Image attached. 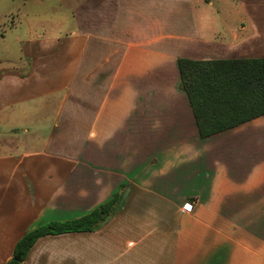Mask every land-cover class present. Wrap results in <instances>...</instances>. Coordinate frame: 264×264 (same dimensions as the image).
Segmentation results:
<instances>
[{
  "label": "crops",
  "instance_id": "0c3cea01",
  "mask_svg": "<svg viewBox=\"0 0 264 264\" xmlns=\"http://www.w3.org/2000/svg\"><path fill=\"white\" fill-rule=\"evenodd\" d=\"M83 37L78 32L74 73L63 66L51 82L38 57L30 76L18 78L31 91L54 85L13 103L62 93L57 117L86 134L71 158L47 151L49 143L42 153L8 154L0 141V264L27 232L82 217L122 186L100 230L45 236L25 264H264V116L204 140L179 87L180 57L131 40L118 59L117 50L88 46L90 38L84 46ZM197 50L186 58L205 60ZM172 76L174 94H132L134 86L161 92Z\"/></svg>",
  "mask_w": 264,
  "mask_h": 264
},
{
  "label": "rangeland",
  "instance_id": "374dc122",
  "mask_svg": "<svg viewBox=\"0 0 264 264\" xmlns=\"http://www.w3.org/2000/svg\"><path fill=\"white\" fill-rule=\"evenodd\" d=\"M78 32L84 35L82 43L90 38L88 46L117 50L118 59L131 40L144 43L149 51L163 50L171 58H186L194 48L198 59L262 58L264 0H0V131L19 128L0 135L5 153H42L49 143L47 151L53 155H75L70 150L78 147L86 132L77 134L72 120L57 117L62 93L13 101L29 95L32 88L18 78L29 77L30 65L40 58H46L51 82L63 66L74 73ZM41 38L48 44L42 45ZM158 38L162 39L157 42ZM137 60L140 56L133 57L134 66L141 65ZM168 79L172 86L161 92L134 86L132 94L163 90L174 94L177 77ZM53 85L33 90L45 92ZM20 112H26V120L17 117Z\"/></svg>",
  "mask_w": 264,
  "mask_h": 264
},
{
  "label": "trees",
  "instance_id": "16d2710c",
  "mask_svg": "<svg viewBox=\"0 0 264 264\" xmlns=\"http://www.w3.org/2000/svg\"><path fill=\"white\" fill-rule=\"evenodd\" d=\"M177 63L179 87L187 95L202 139L264 116V57L215 60L180 57ZM124 189L122 186L108 202L82 217L50 221L27 232L17 242L14 257L7 264H25L32 247L45 236L100 230L117 211Z\"/></svg>",
  "mask_w": 264,
  "mask_h": 264
},
{
  "label": "built area",
  "instance_id": "2783aa9c",
  "mask_svg": "<svg viewBox=\"0 0 264 264\" xmlns=\"http://www.w3.org/2000/svg\"><path fill=\"white\" fill-rule=\"evenodd\" d=\"M193 210H194V204L192 202H188L184 206V212H186V213H191Z\"/></svg>",
  "mask_w": 264,
  "mask_h": 264
},
{
  "label": "water",
  "instance_id": "95a60500",
  "mask_svg": "<svg viewBox=\"0 0 264 264\" xmlns=\"http://www.w3.org/2000/svg\"><path fill=\"white\" fill-rule=\"evenodd\" d=\"M16 260H18L19 258L17 257V258H15Z\"/></svg>",
  "mask_w": 264,
  "mask_h": 264
}]
</instances>
